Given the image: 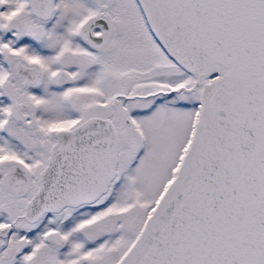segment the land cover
I'll use <instances>...</instances> for the list:
<instances>
[{
	"label": "snow or ice",
	"instance_id": "6c2138e0",
	"mask_svg": "<svg viewBox=\"0 0 264 264\" xmlns=\"http://www.w3.org/2000/svg\"><path fill=\"white\" fill-rule=\"evenodd\" d=\"M0 264H264V0H0Z\"/></svg>",
	"mask_w": 264,
	"mask_h": 264
}]
</instances>
